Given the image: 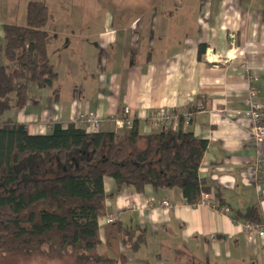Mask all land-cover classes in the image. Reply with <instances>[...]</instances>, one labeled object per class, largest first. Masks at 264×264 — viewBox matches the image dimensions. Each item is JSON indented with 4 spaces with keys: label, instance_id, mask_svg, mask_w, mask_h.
<instances>
[{
    "label": "crops",
    "instance_id": "0c3cea01",
    "mask_svg": "<svg viewBox=\"0 0 264 264\" xmlns=\"http://www.w3.org/2000/svg\"><path fill=\"white\" fill-rule=\"evenodd\" d=\"M32 1L0 0V68L7 65L5 27L26 26ZM49 1L47 55L56 84L31 86L26 104L7 119L33 137L50 135L54 124L67 127L79 114L100 120L102 132L118 133L113 120L129 108L140 134L151 136L164 130L150 128L152 114L188 110L193 120L184 132L208 143L199 178L215 209L202 202L190 207L179 189L116 192L115 181L105 179L101 257L126 255L128 264H264V238L250 242L244 228L251 222L242 217L255 208L262 223L254 225L264 229V142L253 147V124L242 115L249 86L256 91L252 102L264 105V0H127L116 12L97 0L94 12L91 0H79L85 6L79 11L65 0H53L59 11L52 10ZM14 5L22 8L13 13ZM152 198L157 203L148 207ZM162 200L171 202L169 214L158 205ZM110 216L121 220L109 225ZM139 228L145 241L127 248L122 230Z\"/></svg>",
    "mask_w": 264,
    "mask_h": 264
},
{
    "label": "trees",
    "instance_id": "16d2710c",
    "mask_svg": "<svg viewBox=\"0 0 264 264\" xmlns=\"http://www.w3.org/2000/svg\"><path fill=\"white\" fill-rule=\"evenodd\" d=\"M48 21L47 5L30 2L26 26L5 27L7 65L0 68V251L29 252L55 243L64 250L96 251L102 245L99 221L108 216L107 178L115 181L116 192L128 188L142 194L148 186L156 192L179 189L187 205H201L203 195L211 194L199 178L208 143L182 128L142 136L135 121L124 133L94 134L74 123L54 124L50 135L33 137L26 126L6 118L26 104L31 86L45 90L56 84L47 55ZM242 217L262 223L255 208ZM139 231L122 230L127 248L137 250L145 241ZM97 258L96 262L103 259ZM104 260L128 264L126 255Z\"/></svg>",
    "mask_w": 264,
    "mask_h": 264
},
{
    "label": "built area",
    "instance_id": "2783aa9c",
    "mask_svg": "<svg viewBox=\"0 0 264 264\" xmlns=\"http://www.w3.org/2000/svg\"><path fill=\"white\" fill-rule=\"evenodd\" d=\"M228 60H232L233 56H227ZM243 70L249 73V82L255 79V75L250 73L246 65L242 66ZM256 95V91L253 87L249 86V96L247 107L248 110L243 112V116L250 117L253 124L252 137L253 147L258 148L264 142V105L252 102ZM202 109V108H201ZM202 111V110H201ZM193 120V113L185 110L181 113L173 112L170 109H161L152 114L148 120L150 128L153 130L159 129H172L174 131L183 129L191 125ZM74 124L82 127L89 128L92 133H102L100 120L90 116L77 115L74 117ZM113 124L116 128V132L124 133L131 131L134 126V120L131 118V111L129 108H125L120 116H117L113 120ZM184 130V129H183ZM157 200L152 198L147 202L148 207L155 206ZM160 208L169 214L172 211V204L169 200H162L159 204ZM202 207L206 210L215 209V199L213 196L204 194L202 200ZM225 211V209H222ZM121 220L120 216H110L107 218L109 225H114ZM245 235L250 242H255L258 239L264 238V229L261 226H257L251 223H247L244 228Z\"/></svg>",
    "mask_w": 264,
    "mask_h": 264
},
{
    "label": "rangeland",
    "instance_id": "374dc122",
    "mask_svg": "<svg viewBox=\"0 0 264 264\" xmlns=\"http://www.w3.org/2000/svg\"><path fill=\"white\" fill-rule=\"evenodd\" d=\"M36 2H43L46 4L47 0H35ZM59 2L60 0H54ZM53 0L49 2L55 3ZM67 3L70 4H78L73 7L74 11L83 10L85 6H82L79 0H65ZM98 2L102 1L104 3L109 2L110 5H103L102 8L109 10L111 12H116L120 6L126 5L127 0H97ZM33 2V1H32ZM88 3H91V11H95V0H91ZM131 3V0H130ZM59 3H57L58 5ZM56 3L54 5H50L51 9L59 11L58 6ZM120 5V6H116ZM60 7V6H59ZM97 7V6H96ZM22 7L13 6L12 10L13 13L21 9ZM25 9H27V2L25 4ZM114 250H117L118 244L115 242ZM125 248V247H124ZM98 250V249H97ZM94 251L92 253H86L84 250L81 249H74V247H70L66 250L63 249L61 243H55L52 245H47L43 247H37L36 249H32L29 252H4L0 251V264H114V263H107L103 257L101 262H96L97 257L102 256L100 255L99 251ZM126 250V249H125ZM99 254V255H98Z\"/></svg>",
    "mask_w": 264,
    "mask_h": 264
}]
</instances>
